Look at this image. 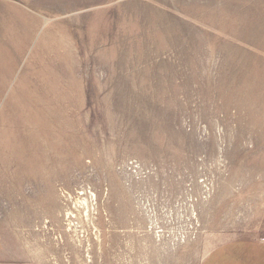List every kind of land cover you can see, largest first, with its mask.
Listing matches in <instances>:
<instances>
[{"label": "rangeland", "instance_id": "rangeland-1", "mask_svg": "<svg viewBox=\"0 0 264 264\" xmlns=\"http://www.w3.org/2000/svg\"><path fill=\"white\" fill-rule=\"evenodd\" d=\"M264 238V0H0V247L23 264H202Z\"/></svg>", "mask_w": 264, "mask_h": 264}, {"label": "crops", "instance_id": "crops-1", "mask_svg": "<svg viewBox=\"0 0 264 264\" xmlns=\"http://www.w3.org/2000/svg\"><path fill=\"white\" fill-rule=\"evenodd\" d=\"M0 264H23L6 257L0 247ZM202 264H264V238L242 239L216 247Z\"/></svg>", "mask_w": 264, "mask_h": 264}]
</instances>
